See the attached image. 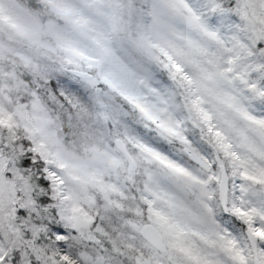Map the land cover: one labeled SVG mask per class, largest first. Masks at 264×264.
<instances>
[{
	"label": "snow or ice",
	"instance_id": "6c2138e0",
	"mask_svg": "<svg viewBox=\"0 0 264 264\" xmlns=\"http://www.w3.org/2000/svg\"><path fill=\"white\" fill-rule=\"evenodd\" d=\"M0 264H264V0H0Z\"/></svg>",
	"mask_w": 264,
	"mask_h": 264
}]
</instances>
